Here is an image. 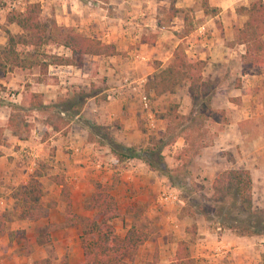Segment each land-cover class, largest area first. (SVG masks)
<instances>
[{"label": "crops", "instance_id": "obj_1", "mask_svg": "<svg viewBox=\"0 0 264 264\" xmlns=\"http://www.w3.org/2000/svg\"><path fill=\"white\" fill-rule=\"evenodd\" d=\"M69 1L23 0L22 3L18 0L14 11L22 12L27 3L38 2L41 9L48 10V17L53 18L57 25L73 27L78 33L99 39L103 43L112 44L115 47L117 55L101 57L106 59L105 62L98 61L101 59L100 57H93L92 59H98L97 64L94 60H92L94 65L86 63L90 65L91 74L92 68L96 69V73L92 74L93 76L101 70V67L107 69L106 75L111 76V73L118 72L117 76L110 80L113 85L105 90L104 97L98 101L91 100V120L94 122V126L107 127L108 134L118 143L139 149L141 147L138 145H141L140 139L142 137L137 125L139 118L146 120L145 125L149 129L155 127L158 129L165 128L163 121L154 117L153 110L155 111L156 108L153 106L155 104L151 99H155L156 96L151 91L145 90V84L149 77L157 70L164 68V66L157 63L152 68L147 65V62L152 57L160 59L159 55L154 56V54L160 49L167 48L169 44L174 49L180 40L175 38L176 41L174 42L172 34L168 35L169 33L166 34V31H159L153 41L148 42L144 35L150 27L148 29L143 28L151 26L154 31L156 27L152 26L151 22L148 23L147 19L143 20L142 18L139 19L142 25L135 23V26H133V24L127 22L130 20L128 18L130 13L136 14L138 17H151L150 13L153 8L150 6V1H146V7L139 0L124 1V6L120 7L122 9L121 13H117L118 16L120 15L119 18L125 20L120 25L114 23V21L119 20L118 17H115L116 15H112L116 19L113 20L110 15L104 13L105 9L98 7V5L96 9H93L91 5L90 9L79 0ZM133 1H137L139 5L137 4V9L132 12L135 7ZM249 2L250 0H208V6L215 8L216 14L205 15L201 9L202 23L197 25L195 30L189 33L187 37L191 42L186 56L205 62L201 73L203 80L221 77L223 80L233 79L237 81V86L232 87V94L224 95L213 92L211 95V109L216 112L223 111L226 120L216 132L217 135L213 136L211 143L205 144L195 157L204 169L202 182L205 183H211L219 171L231 168L247 170L252 177V173L257 170V166H255L257 165L256 156L264 153V142L260 143L256 142V139H251V141L244 144L238 129V123L248 119L252 115L251 112H254L255 115L264 113V69L251 68L244 70L241 63L244 47L232 43L235 38V29L240 28L246 19L243 14L237 13L236 9L247 7ZM20 3H22V7L18 8L17 6ZM91 4L93 3L91 2ZM182 5L188 7L190 2ZM175 7L178 8L177 4ZM3 9L0 7V48L5 44V31L13 35L21 33L15 24L6 22V15L10 11L7 10V12ZM98 10L100 12H97ZM82 13H86V15ZM101 29L103 32H99ZM144 65H147L150 70L145 74H141V66ZM157 65L158 67H156ZM51 66H55V69ZM51 66H48L47 77L44 80H41L35 68L30 70L13 69L21 72L35 70L37 79L19 89V84L16 83L14 78H10L8 82L0 78V97L21 105L22 92L29 90L40 93L43 104L51 102L50 99H53L54 96H47L46 89L53 87L50 84L56 83L57 80L52 78L53 73L50 72V69L59 72L60 69L71 68L72 72L77 74L82 67L70 65ZM234 66H236L235 69ZM0 74L3 73L0 72ZM124 78L141 82L143 90L149 98V110H141L137 95L129 91L126 86H121V81ZM9 88H18V93L10 92ZM226 91H229V89ZM108 96L111 97L108 99ZM188 98L190 105L188 109L191 111L189 93ZM187 113L182 112L181 114L187 115ZM9 115L7 107L0 106V212L9 215L8 220L4 222L2 232H0V264H22L25 261H30L32 264L33 261L49 258L45 257L41 250L38 252V247L42 248L50 243L54 246L70 247L78 240L79 234L76 227L70 224L63 226L64 224H61L63 223L61 222L62 217L60 221L55 217L57 209L66 213L65 207L61 209L56 206L49 209L47 202L50 197L56 201L60 196L61 187L51 179L59 171H64L61 177L66 188H76V185L82 180V172L86 168L85 164L90 151L91 180L95 179V182L111 185L110 178L118 176V195L115 196L110 191L118 209V217L112 222L115 231L118 230L115 227V222L118 219L125 230L129 228L130 214L128 211L125 212L122 206L134 204L133 201L136 197L132 198L133 194L128 189L145 184L146 180L158 178L161 175L148 170L137 159H129L115 164L107 146L101 145L103 147L94 148L96 143L99 142L92 140L91 143H87L84 136L73 130V125L69 127L65 137L60 136L59 131L54 132L53 136H58L48 138L50 141L48 144L47 140L38 139V136H31V128L28 125L27 137L20 140L6 127ZM82 131L80 132L82 133ZM261 140L264 141L263 138ZM174 146L172 153H178L183 148V139L178 137L172 145L162 149L161 155H163L164 163L168 168L177 164L170 165L165 159V151H169ZM50 148L53 149L54 156L51 157L52 161L48 164L50 166L46 170L48 173L35 174L39 160L46 157L47 150ZM223 155L229 156L230 160L225 159ZM68 156L72 159H69ZM76 156H79L77 162L74 161ZM263 162L258 167L260 177H264ZM123 163H125L124 167L122 166ZM32 177L40 185V195L35 203L36 206L34 205L35 207L26 208L15 200L13 193L17 187L27 185ZM251 183H253V178H251ZM49 192L53 193V196L49 197ZM172 193L177 196L175 192ZM177 198L179 202L166 203L165 206L168 209H173V211H176V209L179 211L182 209L183 202L178 196ZM42 212L46 214V217H41V214H39V217L36 218L34 213ZM176 214L177 212L172 214L170 212L159 213L161 217H165V221L158 223V234L154 241H146L137 248L132 264L150 262L154 252H156L154 264H169L177 243L180 241L187 242L188 252L194 259V264H214L215 261L219 264H256L259 262V260H255L254 253L255 251L264 252V237L239 236L230 230L209 226V223L197 214L179 217ZM120 228L121 226H119ZM16 236L19 238L16 239ZM257 241L259 244H256ZM28 245L34 249L33 252L28 253L27 251L23 255L22 250L17 251L28 247ZM81 257L80 245V248L73 250L67 256V264H77ZM49 259L52 260V264L62 263L59 258L54 256Z\"/></svg>", "mask_w": 264, "mask_h": 264}, {"label": "trees", "instance_id": "obj_2", "mask_svg": "<svg viewBox=\"0 0 264 264\" xmlns=\"http://www.w3.org/2000/svg\"><path fill=\"white\" fill-rule=\"evenodd\" d=\"M158 1L168 2V7L163 10L165 23L170 22L181 11L175 7L178 0ZM207 1L201 0L200 2L203 13L215 15L216 9L208 6ZM236 11L246 16L242 26L236 30L232 42L244 47V53L241 56L242 67L244 70L264 69V0H252L247 7H240ZM6 22L15 24L21 34L13 35L5 31V44L0 48V72L2 73L10 72L13 69L30 70L35 68L42 79L47 77V68L51 65L81 67L86 63L94 65L93 57L117 55L112 44H105L99 39L87 37L72 29L57 25L54 20H44L38 2L27 3L22 12H8ZM188 33L189 31L186 30L185 34ZM53 47L66 49L69 56L50 54ZM204 65V61L187 59L180 48L176 47L172 51L171 61L149 77L145 84V90L151 91L155 96L170 94L181 81H185L191 99V111L189 114L183 115L176 112L175 105L169 106L166 112L159 115L165 125L163 134L159 138L150 137L144 148L136 149L132 146H124L115 141L104 128L89 126L102 131L98 133L102 141L98 142L108 147L115 164L129 159L140 160L148 170L167 178L173 187L185 190V186L179 185V181L185 176H190V171L182 170L180 174L178 171L182 169V164H186L187 159H194L205 145L202 127L209 114L224 115L223 111L216 112L210 107L212 87L209 81L202 79L201 73ZM95 73L96 69L92 68V74ZM21 95V105L12 104V106L29 110H38L44 107L40 93L24 90ZM6 127L20 140L25 139L29 132L28 125L23 124L25 136H20L16 120L11 114L7 119ZM53 129L58 130L59 128L54 125ZM178 137L183 139V148L175 155L177 166L168 168L164 163L161 151L164 147L172 145ZM228 177L229 184L225 196L213 198V215L222 222H226V220L246 221L248 224L244 228L228 224L224 226L219 221H216V224L235 230V234L239 236L263 234L264 210L255 212L250 209L251 178L249 172L244 169H231L228 171ZM52 179L55 184L61 187L60 195L66 196L65 212L69 217L79 221L78 238L82 257L77 264H131L137 248L149 241V236L145 230L135 225H130L121 236L116 233L111 222L118 217V209L109 187L94 182L86 204V208L93 211V214L90 218H77L70 211L68 191L63 180L57 177ZM189 182L191 183V181ZM190 193V191L187 192V194ZM39 195L40 185L34 177L28 181L27 185L17 187L13 193L15 200L26 208L33 207ZM231 208L236 210L234 216L230 215ZM181 211H184L182 215L192 216L194 214L184 207ZM241 217L243 219H240ZM8 218L7 213L0 212V232ZM32 264H52V260L44 258L33 261ZM170 264H194V259L188 252L187 242L177 243L176 250L170 258Z\"/></svg>", "mask_w": 264, "mask_h": 264}, {"label": "rangeland", "instance_id": "obj_3", "mask_svg": "<svg viewBox=\"0 0 264 264\" xmlns=\"http://www.w3.org/2000/svg\"><path fill=\"white\" fill-rule=\"evenodd\" d=\"M17 1L18 0H0V7L4 8L3 10L5 11L7 10L13 11L10 8V4ZM67 1L70 2L69 0ZM124 1L126 0H79V2L84 3L85 5H87L86 7L90 9H91V5L93 9H96L97 5L98 7L105 9L104 13L106 15L107 14L110 15V17L113 20H116L115 17L119 18L120 15L118 16V14L121 13L122 11L120 7L124 6ZM146 1H150L151 4L150 6L151 8H153L150 13L151 17L150 16L138 17L136 14L130 13L128 15V18L130 20L127 22L129 24H133V26H135L134 25L135 23H138V25H142V22H140L139 19L141 18L143 20L147 19L148 23L151 22L152 26L154 25L156 27L154 31L153 29H151V26H147V28H143V29H148L150 27L148 31H145L146 35H144L145 36L144 38L148 42L153 41L155 35H157L159 31H166V34L169 33L168 35L171 34L173 35L172 40L174 42L176 41L175 38L180 40L176 47L180 48V50L183 52V54L187 59L196 60V59H192L191 57L188 58L186 56L187 54L186 52L188 51L189 44L191 42L187 37L189 33L195 30L197 25L202 23L203 18L200 17L202 11L200 6L201 0H178L176 4L181 11L180 13L177 14L176 17H174L168 23L164 22L165 12H163V10H165L168 6V2L167 1L157 2V0H139V2L142 3L143 6L145 7L147 6L145 5ZM20 2L23 3V0H20ZM91 2L93 4H91ZM133 2L135 3V7L132 9V12L134 11V9H137L136 5L138 4L137 1H133ZM186 2L187 3L190 2V5L188 7L182 5ZM22 3L18 4L17 7L18 8L22 7ZM85 10L87 11V9ZM40 12L44 20L45 19L53 20V18L48 17L49 15L47 9L40 8ZM97 12H100V10H98ZM237 13L242 14L239 11H237ZM83 15H86V13H84ZM112 15H116V16L114 17ZM243 16L246 17L245 14H243ZM123 21H125L123 18H119V20L114 21V23L120 25L122 24ZM65 28H69L76 31L73 27H65ZM186 30L189 31L188 34H185ZM235 30H237V28ZM101 31L103 32L102 29L99 32ZM172 51L173 48H171V44H169L167 48L160 49L157 53L154 54V56L159 55L160 59H156V57L155 58L152 57V59H150L147 62V65L153 68L157 63H160L165 67L172 59V55H171ZM49 53L52 55H57L62 57L69 56V52L62 47H53ZM92 60H94L97 64L98 59L95 58ZM105 60L106 59L101 58L98 61L105 62ZM147 65L141 66L142 69L141 74H145L147 71L150 70L147 67ZM51 67L55 69V66H51ZM102 68L103 67H101V70H99L98 73L94 76L91 74L89 64L82 66L79 70V73L77 74H74L71 68L60 69L59 72L58 71L54 72L53 69H50V72L53 73L52 78H56L57 80L56 83L50 84L53 87H48V89H46L47 96H54L53 99H50L51 102H46L44 104V107L38 110H29V109H23V108L19 109L18 107H14L12 106V104L14 103L0 97V106H6L8 115L11 114L12 116H14V119L16 120V127L18 131H20V136H25L23 124H27L31 128L30 129L31 136H38V139L47 140L48 141L47 144H48L50 143L48 138L58 136V135L53 136L54 132L59 131L58 134L62 137H65L67 131L69 130V127L73 125L74 126L73 130H75L77 134L84 136L87 143H91V140L93 141L96 140L101 142L102 138L98 133L99 132L101 133L102 131L101 130L98 131L96 129L89 127L90 125H94V122H92L91 120V100L98 101L101 98H103L105 90L109 89V87L113 85V82L110 80H112L113 77L117 76L118 74V72L116 71L114 73H111V76L106 75L107 69H102ZM235 68L236 66H234V69ZM35 74H36L35 70L30 72L27 71L21 72L20 70H13L7 73L4 72L3 74H0V78L5 82L10 81V78H14V80H16V83L19 84V89H22L23 87H25V85L37 79ZM41 80H44V78H42ZM205 80L211 83V87H212L210 93L211 95L213 92L217 94L230 95L232 94V87L237 86V81L233 79L223 80L221 77H217L212 80L209 79H205ZM186 87H187V83L185 81H181L175 87L172 93L164 94L162 96L161 95L156 96L155 99H151V101H153L155 104L153 106H155L156 110L155 111L153 110V112H154V117L157 120L160 119L159 115L166 112L168 107L172 105L176 106L175 110L179 114H181L182 112L187 113V111H189L188 108L190 105L188 100L189 99L187 92L188 90L186 89ZM9 89L10 92H13L14 94L18 93V88H9ZM228 89L229 91H226ZM189 112L187 114H189ZM251 113L252 115L249 116L248 119L238 123V129L239 132L241 133L243 143L245 144L248 141H251V139H256L255 140L256 142L263 143L264 141L261 140V138L264 139V113L257 115H255L254 112ZM225 120L226 119L224 115L221 116L217 113L209 114L207 119L204 121L202 127V135L205 144L211 143L213 136L217 135L216 132L221 128ZM146 123H147L146 120L140 118L139 121L137 122L138 128L140 129V132L142 134V137L140 139L141 145H138L141 148H144V146H146V143L148 142V139L150 137L159 138L164 132L163 131L164 128L158 129L157 127H155L154 129H149L145 125ZM218 123L219 125H217ZM54 125L57 126L59 129L58 130L53 129ZM95 126L104 128L105 131L108 133L107 127H104L102 125H95ZM81 130H83L82 133L80 132ZM98 147H103V146H101L100 143H96L94 148H98ZM174 148L175 146L169 149L170 152L165 151V159L166 161H168V164L170 165L177 163L174 160V156L177 153H172ZM52 150H53L52 148L48 149L46 157L43 160L41 159L39 160L38 168L37 171H35V174L48 173V171H46L47 169L50 168L48 164L50 161H52L51 157L54 156ZM68 157L69 159H72L70 156ZM223 157H225V159L230 160L229 156L223 155ZM77 159H79V156L74 157L75 162H77ZM263 159H264V153L257 154L255 160L257 163V165H255L257 166V170L252 173L253 174L252 177L250 176V178H253V183H251V193H250L251 194L250 209L251 211H255V212L264 210V177H260L258 174L259 173L258 167H260V164L261 162H263ZM175 165L177 166V164ZM175 165H173V167L171 168H175L176 167ZM122 166L124 167L125 163H123ZM85 167H86L85 170L82 172V176H83L82 180L79 182L78 185H76V188L74 189L71 187H67V191H68L67 198L70 201V211L77 218L79 217L90 218L93 214V211H90L86 208L88 196L92 191V184L96 181L95 179L91 180V151L90 154L88 155V159L86 160ZM263 167H264V162H263ZM186 169L190 171L191 175L188 177L185 176L183 177L184 179H180L179 181V185L185 186L184 191L173 187L168 181V179L165 178L164 176H158V178L146 180L147 182L145 184L133 186L132 188L130 187L128 190L132 192L133 194L132 198L136 197V199L133 201L134 204H126L123 206L121 205L124 208L125 212L128 211L130 214V218H129L130 222L128 226L130 227V225H135L137 227H141L148 234L149 241H154L155 237L158 234V228H159L158 223L165 221V217L163 216L161 217L159 213L164 214L170 212L172 214L173 212L174 213L177 212L176 215L179 217L182 216L183 212L185 211L184 210L182 212L181 209L179 211H177V209L176 211L175 210L173 211V209H168V207L165 206V204L159 203L156 200L160 193L169 190L175 192L177 196L182 200L183 206L181 208L184 207L186 210H190V212L197 214L199 217L207 221L209 223V226L213 228L219 227L221 229L230 230L224 227L227 224L231 226L235 225L240 228L247 227L248 223L246 221L232 222L226 220V222H222L219 218L213 215V207H212L213 198H217V197L220 198L223 195L225 196L226 189L229 184L228 171L233 168L226 169L221 172L219 171V173H217V176L213 179L211 183L202 182L204 169L202 165H200V163L195 158L192 160L187 159L186 164L185 165L182 164V169H180L178 173L180 174L182 170H186ZM63 173L64 171L63 172L59 171V173L53 177L61 178L63 180V178L61 177ZM53 177H51V179ZM110 180H111V185H106V186L109 187V191H112L113 194L117 196L119 192V187L117 184L118 176L111 177ZM189 181H191V183ZM189 191L191 193L187 194V192ZM51 195L53 196V193L49 192V197ZM65 199L66 196H61V195L59 196V198H57L56 201L50 197V199H48L47 202V207L51 209L58 206L59 208L64 209ZM235 213L236 210L234 208H231L230 215L234 216ZM34 214L36 218L39 217V214H41V217H46V214L44 212L34 213ZM55 217L59 221L61 220L62 217L63 220H61V222L63 223L61 224H64L63 226L70 224L76 227L78 234L80 233V225L78 219L69 217L67 213L60 212L59 209H57V214L55 215ZM240 219H243V217H241ZM216 221L222 222L224 226L220 227L218 224H216ZM119 226H121L120 229ZM115 227L118 229L116 233L120 236L121 234L123 235L126 231L125 227L121 225V223L119 222V219L115 222ZM257 228L260 229L261 227H257ZM230 231L235 234V230H230ZM252 236H258L262 238L264 237V233L258 235H252ZM17 237L18 236H16V239L19 238ZM262 243L263 241L261 242V244ZM256 244H259L258 241ZM80 245L81 244L78 238V240L74 242L70 247L58 246V245L54 246L52 243H50L49 245L44 246L42 248L38 247V252L39 250H41L42 254H44L45 257L53 258L54 256L55 258H59L62 261L61 264H67V256L71 254L73 250L75 251L76 249L80 248ZM20 250H22V254L25 255V252L28 251V253L29 252L31 253L33 252L34 249L28 245V247L21 248L17 251ZM254 258L255 260H259V262H257L256 264H264L263 251H255ZM155 261H156V252L153 253L151 261L146 262L145 264H154ZM215 262L214 264H219ZM22 264H31V262L25 261Z\"/></svg>", "mask_w": 264, "mask_h": 264}, {"label": "built area", "instance_id": "obj_4", "mask_svg": "<svg viewBox=\"0 0 264 264\" xmlns=\"http://www.w3.org/2000/svg\"><path fill=\"white\" fill-rule=\"evenodd\" d=\"M16 5L17 3L13 2L10 4V8L14 11ZM121 86H126L129 91L134 92L137 95L141 110H149V98L143 90L140 81H132L129 78H124L121 81ZM110 97L111 96H108L107 98L109 99ZM157 201L162 204L179 202L177 196L169 191H163L160 193L157 197Z\"/></svg>", "mask_w": 264, "mask_h": 264}]
</instances>
